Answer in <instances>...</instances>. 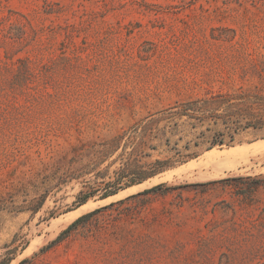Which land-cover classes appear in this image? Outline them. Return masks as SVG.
<instances>
[{
  "label": "rangeland",
  "instance_id": "obj_1",
  "mask_svg": "<svg viewBox=\"0 0 264 264\" xmlns=\"http://www.w3.org/2000/svg\"><path fill=\"white\" fill-rule=\"evenodd\" d=\"M261 140L264 0H0V264H264Z\"/></svg>",
  "mask_w": 264,
  "mask_h": 264
},
{
  "label": "bare ground",
  "instance_id": "obj_2",
  "mask_svg": "<svg viewBox=\"0 0 264 264\" xmlns=\"http://www.w3.org/2000/svg\"><path fill=\"white\" fill-rule=\"evenodd\" d=\"M259 151H264V140L257 141L253 144L237 146V147L224 149V150L213 149V150L205 152L197 160H193V161L177 168L176 170H174L172 172L179 173L178 175H180V172L185 173L189 169L192 170L193 167H195V166L203 167V166L211 165L213 168V173L210 175L207 174L206 177L204 176V174H201L200 177H204V179L205 178L209 179V177L215 178V177H219L223 174L222 173L223 169L224 170H230L233 168H237V166H239V165H243V163L245 164L251 156L255 155ZM185 176L187 177V175H185ZM200 179L203 180V178H200ZM156 182H158L157 178L151 180V182H145V183H142L140 185L133 186V187H131L125 191L120 192L118 195L110 197L106 200H103V201H100V202H97L94 204L92 202H88L86 205L81 206L80 208H78L72 212H69L62 217L60 216L61 218L60 219L58 218V221L54 224V229H57L62 224L70 223V221H72L75 217H77L80 214H83L89 208L95 206L96 204H99V203L104 204V203H107L111 200H114V199H117L119 197H123L125 195H128L130 193H134V192H138L140 190H144L145 188L155 184ZM29 249H31V246Z\"/></svg>",
  "mask_w": 264,
  "mask_h": 264
},
{
  "label": "trees",
  "instance_id": "obj_3",
  "mask_svg": "<svg viewBox=\"0 0 264 264\" xmlns=\"http://www.w3.org/2000/svg\"><path fill=\"white\" fill-rule=\"evenodd\" d=\"M212 145H213V144H212ZM157 172H158V170L151 171V172L147 173V174L145 175V177H152V176H154ZM162 187H163L162 184H161V185L154 186V187H152V188H150V189L144 190V191L140 192L139 194L134 195V196H131V197L127 198V199H130V198H133V197H136V196H146V195L151 194V193H156V192H157L158 190H160ZM115 193H116V191H110V192L106 193L105 195H103L102 198H106V197L111 196V195H113V194H115ZM127 199H126V200H127ZM122 202H123V201H121L120 203H122ZM112 206H113V204H110V205L105 206V207H103V208H101V209H97V210L92 211V212H90V213H88V214H86V215L81 216L80 218H78L75 222H73V223L68 227V230L72 229L74 226L78 225L79 223H82V222L88 220L90 217H92V216L95 215L96 213L100 212L101 210L109 209V208L112 207ZM68 230H67V231H68Z\"/></svg>",
  "mask_w": 264,
  "mask_h": 264
}]
</instances>
